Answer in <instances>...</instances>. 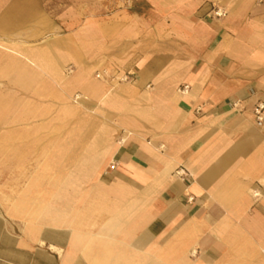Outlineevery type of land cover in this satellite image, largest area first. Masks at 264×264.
I'll use <instances>...</instances> for the list:
<instances>
[{"label": "crops", "instance_id": "1", "mask_svg": "<svg viewBox=\"0 0 264 264\" xmlns=\"http://www.w3.org/2000/svg\"><path fill=\"white\" fill-rule=\"evenodd\" d=\"M146 1L106 49L89 52L78 39L4 35L20 25L0 4V150L30 155L36 139H52L36 125H66L69 113L82 126L42 153L75 156L45 168L83 173L60 182L82 206H65L63 192L59 206L37 203L28 215L67 237L36 243L41 226L28 224L24 264H39L44 243L50 264H264V122L254 113L264 102V0ZM100 70L132 80L113 84ZM48 209L62 212L57 221ZM3 230L0 264H20L19 235Z\"/></svg>", "mask_w": 264, "mask_h": 264}, {"label": "rangeland", "instance_id": "2", "mask_svg": "<svg viewBox=\"0 0 264 264\" xmlns=\"http://www.w3.org/2000/svg\"><path fill=\"white\" fill-rule=\"evenodd\" d=\"M0 4L3 5L5 19L9 16V19L19 21L20 26L10 27L6 29L4 35L6 36H26L31 39H48L56 36L67 37L74 45L78 39L83 42V46L86 51H91L93 46L100 45V48H107L109 36H115L116 38L121 35L123 30L124 20L129 18V15L137 14L141 12L147 6L146 0H0ZM12 4H18L19 9L15 12H11ZM110 31V33H109ZM113 42L112 38L110 42ZM121 49L123 47L120 44ZM55 62L52 61V64ZM73 64H70L71 67ZM73 71V72H71ZM75 73V66L72 69H68L67 77L73 76ZM129 73L112 74L106 70L96 71L95 77L101 80L110 81L113 84L119 82L131 81ZM74 98L77 95H73ZM69 104H75L73 99L68 100ZM57 119L58 118H54ZM75 116L69 113L68 123L66 125H60L59 122L51 123L47 126L43 124L36 125V136L42 137L44 133H49L52 139L45 141L44 139H36L35 149L30 155L24 156H12L11 145H5L3 143V150L5 154H0V217H5V220L0 218V234L2 228L4 233L7 228L10 232L19 235L21 248H20V264L26 263L29 256L26 251L23 250V244L26 242L23 240L27 238L26 227L28 224H39L40 229L36 235V243L40 242V239L45 235L51 237L53 241L58 244L65 242L67 235L61 234L60 226L51 225V223H43L40 219L34 221L33 217L29 216V212L35 208V205L39 202H48L49 205L55 204V206L61 205L60 203H53V198L57 197L60 192L65 195H69V189L60 188V182H53L52 178L55 175L60 174L63 179L67 180L66 185L75 184L76 175H82L75 171H59L53 169H46V163L50 162L54 155H43L42 153L51 150L50 144H52V150L60 148L59 142L60 132H69L70 129L76 124ZM57 137V140L54 139ZM31 143V148H33ZM45 145L48 148L45 150ZM54 145V146H53ZM30 146V145H29ZM7 148V149H6ZM9 152V153H8ZM6 153H8L6 155ZM65 156L64 164L69 162V157ZM68 160V161H67ZM67 162V163H66ZM60 160L57 159L55 164H59ZM59 167L57 166V169ZM70 168V167H69ZM55 169V168H54ZM80 169V168H79ZM46 170V171H45ZM81 170V169H80ZM100 173H96L98 175ZM73 175V176H72ZM41 176H45L42 178ZM41 178V179H40ZM51 181L53 187H51ZM85 182V185H87ZM50 184V185H49ZM57 186H54L56 185ZM52 189V190H51ZM72 190V189H70ZM86 190V189H85ZM52 191V198L49 196V192ZM68 198L69 204L65 206L77 205L74 201ZM58 200V199H57ZM67 200V199H66ZM71 200V201H70ZM64 204V203H63ZM63 206V205H62ZM28 211V212H27ZM8 217H10L8 219ZM13 217V219H11ZM7 218V219H6ZM52 227V229L50 228ZM48 228V229H47ZM47 229V230H46ZM98 231V230H97ZM9 232V231H8ZM7 232V233H8ZM5 239V238H4ZM4 240V244H6ZM146 244L139 245L142 247ZM36 260L39 264H50L48 260L44 258V251L40 252L39 249H46V245H35ZM6 250V246L3 247ZM81 252V251H80ZM82 253V252H81ZM83 255V253H82ZM42 257V258H41ZM84 257V256H83ZM5 259V258H4ZM85 261L91 264V261L84 257ZM55 264V263H53Z\"/></svg>", "mask_w": 264, "mask_h": 264}, {"label": "bare ground", "instance_id": "3", "mask_svg": "<svg viewBox=\"0 0 264 264\" xmlns=\"http://www.w3.org/2000/svg\"><path fill=\"white\" fill-rule=\"evenodd\" d=\"M71 72H73V71H71ZM69 96V95H68ZM69 98H71V99H73L74 100V102H76V103H78L79 102V100L82 98V96H80V95H77L75 98H74V96H69ZM83 98H84V96H83ZM86 98V97H85ZM89 99V98H88ZM75 103V104H76ZM72 106V105H71ZM69 107V106H68ZM73 107V106H72ZM69 112V111H68ZM74 113V112H73ZM88 126V125H87ZM81 125L80 126H78L77 127V125H76V127H74L73 126V128L71 129V132H76V131H81L82 129H81ZM123 140H121V142H122ZM57 159H59L60 160V163L59 164H64L65 162H64V159H65V156H63V155H60L59 153H57V154H55L54 156H53V158H52V160L48 163H46L47 165H46V167H49L50 165L51 166H54L55 165V162L57 161ZM75 159V156H71V157H69V162L68 163H70V161L72 162L73 160ZM67 163V162H66ZM73 176V175H72ZM42 178H44L45 176H41ZM41 179V178H40ZM63 180V178H62V176L60 175V174H58V175H55L53 178H52V181L53 182H61ZM64 185V184H63ZM255 194L256 195H258L259 193L258 192H255ZM46 207V206H45ZM53 208H54V206H53ZM40 208L39 207H36V208H34L33 210H31L32 212H34V213H40ZM48 211H50L49 213H47V217L49 218L48 220H51V222H55V221H57V219L59 218V215H60V213H62L61 211L60 212H56V211H54V210H49L48 209ZM46 216V215H45ZM191 254H196V250H194V251H192L191 252ZM133 259V258H132ZM137 259V258H136Z\"/></svg>", "mask_w": 264, "mask_h": 264}, {"label": "built area", "instance_id": "4", "mask_svg": "<svg viewBox=\"0 0 264 264\" xmlns=\"http://www.w3.org/2000/svg\"><path fill=\"white\" fill-rule=\"evenodd\" d=\"M215 15L216 16H225L226 15V12L225 11H222L221 9H217L215 10ZM187 87H185L183 89V91H187L186 90ZM255 116H256V120H257V123L258 125H263V122H264V102H259L257 103L256 107H255ZM177 174L180 176V177H186L187 173L185 171V169H179L177 171ZM183 179V178H182Z\"/></svg>", "mask_w": 264, "mask_h": 264}]
</instances>
